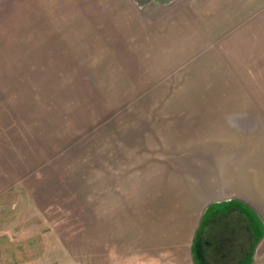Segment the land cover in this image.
<instances>
[{
	"label": "crops",
	"instance_id": "obj_1",
	"mask_svg": "<svg viewBox=\"0 0 264 264\" xmlns=\"http://www.w3.org/2000/svg\"><path fill=\"white\" fill-rule=\"evenodd\" d=\"M12 5L28 16L14 28L28 32L29 55L51 63L56 48L72 79L128 96L129 186L149 161L163 176L166 159L184 160L188 170L169 168L176 176L219 177L218 190L242 201L204 216L191 248L198 262L245 264L259 233L249 207L264 192V0H0ZM4 158L0 195L20 182Z\"/></svg>",
	"mask_w": 264,
	"mask_h": 264
},
{
	"label": "rangeland",
	"instance_id": "obj_2",
	"mask_svg": "<svg viewBox=\"0 0 264 264\" xmlns=\"http://www.w3.org/2000/svg\"><path fill=\"white\" fill-rule=\"evenodd\" d=\"M0 12L1 169L11 176L14 165L21 168L20 182L0 195V264H210L192 254L197 227L240 200L218 190L219 177L176 176L169 168H189L184 160L166 159L163 176L152 174L156 161H149L148 174L133 175L129 186L128 96L109 95L117 90L106 80L94 87L72 79L74 68L56 48L51 63L29 55L28 32L14 28L28 16L15 5ZM258 194L260 207L249 210L259 233L245 264H264Z\"/></svg>",
	"mask_w": 264,
	"mask_h": 264
},
{
	"label": "trees",
	"instance_id": "obj_3",
	"mask_svg": "<svg viewBox=\"0 0 264 264\" xmlns=\"http://www.w3.org/2000/svg\"><path fill=\"white\" fill-rule=\"evenodd\" d=\"M197 244H198V243H197V240H195V242H194L195 247H194V248L197 247ZM199 262H200V263H203L202 260H199Z\"/></svg>",
	"mask_w": 264,
	"mask_h": 264
}]
</instances>
